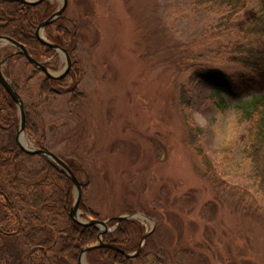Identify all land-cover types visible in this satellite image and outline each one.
Returning a JSON list of instances; mask_svg holds the SVG:
<instances>
[{"label": "rangeland", "instance_id": "374dc122", "mask_svg": "<svg viewBox=\"0 0 264 264\" xmlns=\"http://www.w3.org/2000/svg\"><path fill=\"white\" fill-rule=\"evenodd\" d=\"M62 5L47 0L40 18ZM216 16L192 0H69L61 22L76 34L73 66L70 86L54 84L56 93L42 90L46 74L26 57L13 54L5 62L17 47L0 42V62L34 126L25 141L74 163L89 183L82 220L92 216L88 209L101 219L146 215L135 217L136 240H142L138 227L146 233L155 226L153 250L181 246L175 252L181 260L172 254L163 264H264V198L242 155L246 111L264 90L234 97L196 79L197 67L236 81L245 71L229 60L230 34L216 27ZM43 36L58 34L45 29ZM39 60L53 74L67 65L62 52ZM184 83L191 97L186 110L219 165L209 176L189 144ZM71 195L72 206L75 186ZM109 225L108 234L117 228ZM187 247L195 248L194 257Z\"/></svg>", "mask_w": 264, "mask_h": 264}, {"label": "trees", "instance_id": "16d2710c", "mask_svg": "<svg viewBox=\"0 0 264 264\" xmlns=\"http://www.w3.org/2000/svg\"><path fill=\"white\" fill-rule=\"evenodd\" d=\"M192 3L196 8H207L217 15L216 27L230 34V46L226 47L229 60L242 64L245 69L236 81L210 68L197 67L196 79L223 88L234 97L264 90V0H192ZM41 6L0 0V34L22 42L38 59L56 52L41 43L35 33L36 26L44 19L40 18ZM61 20L63 16L47 29L56 31L58 36L52 40L67 48L72 56L75 47L71 42L75 41L76 34ZM71 71L63 79L46 78L42 90L56 93L58 90L54 84L61 89L69 87L67 80ZM13 84L19 91L17 84ZM186 84L182 85L180 99L189 144L194 147L209 176L218 172L219 165L201 145L202 128L195 124L186 110L191 103L190 89ZM246 119L248 126L242 155L250 165L252 178L264 198V96L250 103ZM18 126V107L0 83V264H79L81 249L98 241L100 228L83 226L70 216L73 180L50 158L23 151L16 139ZM33 128L28 119L26 131ZM64 160L77 175L78 167ZM82 184L83 190L89 185L87 182ZM82 200L80 208L83 207ZM88 211L99 218L97 213ZM112 222L117 224V228L103 235L105 242L113 243L127 253L136 252L141 242L134 238L133 229L140 225L137 219L117 222L111 217L110 224ZM139 228L142 239L144 233L141 226ZM159 228L156 230L155 227L141 251L133 257L111 247H97L87 253V261L89 264H163L172 254V259L181 260L175 255L180 251L179 245L171 244L157 250L150 247ZM183 250L188 257H194L196 253L194 247Z\"/></svg>", "mask_w": 264, "mask_h": 264}, {"label": "water", "instance_id": "95a60500", "mask_svg": "<svg viewBox=\"0 0 264 264\" xmlns=\"http://www.w3.org/2000/svg\"><path fill=\"white\" fill-rule=\"evenodd\" d=\"M17 1H19L23 4L34 6V5H39L40 3H42L45 0H17ZM68 2H69V0H63L62 7L60 9H58L57 11H55L52 15H50L44 21H42L36 28V36L41 43H43L44 45H47L48 47H50L52 49H55L57 52L64 53V55L67 59V65H66L65 69L62 72H60L59 74L51 73L49 70V67L44 62L38 60L31 53V51L27 48V46L25 44L17 41L13 37L8 36V35H0V42L6 41V42H9V43L13 44L14 46H16L17 47V53L24 55L32 65H34L39 70L43 71L47 77L54 78V79H62L64 77H66L69 74V72L73 66L72 57L66 48H64L60 44H57V43L47 39L46 37H44L43 36V30H45V28L49 24L56 21L63 14L65 9L67 8ZM10 57L11 56L6 57V59L4 61L6 62ZM0 83L2 84L4 89L10 94L11 98L14 100L15 104L17 105V107L19 109L20 122H19V126H18L16 139H17V143L20 146V148L29 154L42 155V156L48 157L51 160H53L54 162H56L70 176V178L73 180V182L75 184V188L77 190L76 200L70 208V216L75 221H77L78 223H80L83 226L96 225L99 228H101L98 241L93 243V244H89L87 246H84L81 249V253L79 256V264H89L87 261V258H86L87 253L89 251H91L92 249L97 248V247H111L117 251L125 253L129 257H133V256L137 255L141 251L148 235L155 229V226L153 227V230H150L149 232H146L143 234V237H142V240H141L140 245L138 247V250L136 252H133V253H127L124 250H122L120 247L114 245L113 243L105 242V240L103 238V234H105L106 232L109 231V222H110L111 218L101 219V218H95V217L89 215L88 221L82 220L81 214L83 213V211L80 208V203H81V200L83 197V184L80 181L79 177L75 174L73 169L70 167L68 162H66L64 159H62L56 153H54L53 151H51L47 148L33 147V146H30L25 141L26 121H27L25 102H24V99L21 96L20 92L17 90V88L13 84L10 77L5 73V71L3 69V63L2 62H0ZM137 216L147 217L144 214L132 213V214L116 216L113 218L115 221L119 222L123 219H131V218H135Z\"/></svg>", "mask_w": 264, "mask_h": 264}, {"label": "flooded vegetation", "instance_id": "af4514ba", "mask_svg": "<svg viewBox=\"0 0 264 264\" xmlns=\"http://www.w3.org/2000/svg\"><path fill=\"white\" fill-rule=\"evenodd\" d=\"M46 1L47 0H45V1H43L42 3H40L39 5H43V4H45L46 3ZM67 10V8L65 9V11ZM65 11L63 12V14L59 17V19L64 15V13H65ZM48 18V17H47ZM47 29V28H46ZM52 40V39H51ZM55 42V41H54ZM55 43H57V42H55ZM57 44H60V43H57ZM61 45V44H60ZM62 46V45H61ZM62 47H64V46H62ZM65 48V47H64ZM67 49V48H66ZM68 50V49H67ZM67 77V76H66ZM65 78V77H64Z\"/></svg>", "mask_w": 264, "mask_h": 264}]
</instances>
